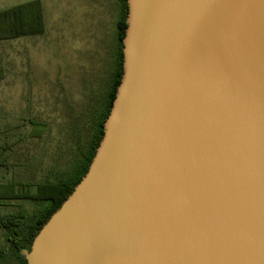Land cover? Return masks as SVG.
Returning <instances> with one entry per match:
<instances>
[{
    "label": "water",
    "instance_id": "water-1",
    "mask_svg": "<svg viewBox=\"0 0 264 264\" xmlns=\"http://www.w3.org/2000/svg\"><path fill=\"white\" fill-rule=\"evenodd\" d=\"M87 171L27 264H264V0H126Z\"/></svg>",
    "mask_w": 264,
    "mask_h": 264
},
{
    "label": "rangeland",
    "instance_id": "rangeland-1",
    "mask_svg": "<svg viewBox=\"0 0 264 264\" xmlns=\"http://www.w3.org/2000/svg\"><path fill=\"white\" fill-rule=\"evenodd\" d=\"M31 2L23 27L39 26L38 12L41 32L0 40V128L27 119L46 124L39 137L7 139L8 161L17 165L6 178L28 174L36 183L65 179L96 133L117 66L122 8L119 0H0V10ZM13 203L3 212L32 215L46 205Z\"/></svg>",
    "mask_w": 264,
    "mask_h": 264
},
{
    "label": "trees",
    "instance_id": "trees-1",
    "mask_svg": "<svg viewBox=\"0 0 264 264\" xmlns=\"http://www.w3.org/2000/svg\"><path fill=\"white\" fill-rule=\"evenodd\" d=\"M119 1L121 2L122 13L117 22V66L107 96H105L103 112L97 124L96 133L90 140L86 151H82V158L80 159V163L74 168V171L67 175V177L65 176V179L57 181L46 180L35 183L28 174H26V177L23 174L20 175L22 177L20 180L6 178L5 173L17 165L8 161V157L10 153L14 152V149L11 146L13 142H8L7 139L15 137L18 140H22L33 136L39 137L47 126L43 122L27 119L18 123L7 124L5 128H0V232L2 235V242H0V264L8 263L12 260V257L17 258L20 261V263L18 262L19 264H27L25 258L20 254V250H29L28 246L40 228L49 219L51 214L59 208L87 171L102 137L103 123L110 110L116 87L122 75V39L126 27L127 3L126 0ZM33 4L34 2L24 3L0 10V40L41 32L42 24L37 14L38 12H34L35 16H33V20L36 23L38 22L39 26L34 28L23 27L28 20L25 10ZM2 77L3 70L0 66V79ZM33 187H35L34 191H32ZM21 199L29 200L34 204L46 202V205L32 215H26L22 210L3 212L7 206L12 208L18 207L13 201Z\"/></svg>",
    "mask_w": 264,
    "mask_h": 264
},
{
    "label": "flooded vegetation",
    "instance_id": "flooded-vegetation-1",
    "mask_svg": "<svg viewBox=\"0 0 264 264\" xmlns=\"http://www.w3.org/2000/svg\"><path fill=\"white\" fill-rule=\"evenodd\" d=\"M32 243V242H31ZM31 243L29 244L28 248L30 249ZM22 250V249H21ZM21 250H20V254H21ZM22 255V254H21ZM23 256V255H22ZM24 257V256H23ZM12 262H14L15 264H19L20 261L17 258L12 257ZM19 262V263H18Z\"/></svg>",
    "mask_w": 264,
    "mask_h": 264
}]
</instances>
